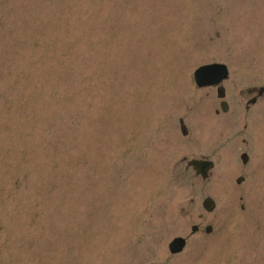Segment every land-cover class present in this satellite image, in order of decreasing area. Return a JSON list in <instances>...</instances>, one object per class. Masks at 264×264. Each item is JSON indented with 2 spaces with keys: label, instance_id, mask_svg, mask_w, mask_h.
I'll use <instances>...</instances> for the list:
<instances>
[{
  "label": "rangeland",
  "instance_id": "obj_1",
  "mask_svg": "<svg viewBox=\"0 0 264 264\" xmlns=\"http://www.w3.org/2000/svg\"><path fill=\"white\" fill-rule=\"evenodd\" d=\"M263 83L264 0H0V264H264Z\"/></svg>",
  "mask_w": 264,
  "mask_h": 264
},
{
  "label": "water",
  "instance_id": "obj_2",
  "mask_svg": "<svg viewBox=\"0 0 264 264\" xmlns=\"http://www.w3.org/2000/svg\"><path fill=\"white\" fill-rule=\"evenodd\" d=\"M210 68L214 70L213 73L217 72L221 78H224V75L220 74L221 69L219 70L218 67L216 66H211ZM190 165L193 166L194 169L201 168L202 172H205L208 168L211 167L210 164L204 165V164H197L196 162H191ZM203 206L206 210L210 211L213 208V203L209 199H206L203 203ZM183 246H184V243L182 240L180 239L173 240L169 245L170 253H177L181 251Z\"/></svg>",
  "mask_w": 264,
  "mask_h": 264
},
{
  "label": "flooded vegetation",
  "instance_id": "obj_3",
  "mask_svg": "<svg viewBox=\"0 0 264 264\" xmlns=\"http://www.w3.org/2000/svg\"><path fill=\"white\" fill-rule=\"evenodd\" d=\"M244 99L246 105V111L249 112L251 109L258 104V102L264 101L263 93L259 91L258 87H251L246 92Z\"/></svg>",
  "mask_w": 264,
  "mask_h": 264
}]
</instances>
